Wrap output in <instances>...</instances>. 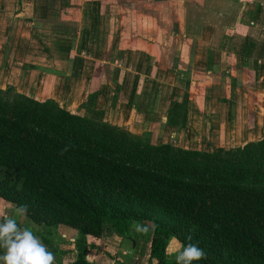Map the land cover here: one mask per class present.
<instances>
[{
	"label": "trees",
	"instance_id": "obj_1",
	"mask_svg": "<svg viewBox=\"0 0 264 264\" xmlns=\"http://www.w3.org/2000/svg\"><path fill=\"white\" fill-rule=\"evenodd\" d=\"M188 97L172 103L168 125L186 126ZM97 114L0 89V200L26 206L48 228L78 230L71 264H96L87 254L107 227L128 238L134 221L147 220L144 264H176L167 251L173 238L203 249L194 264H264V137L187 149L142 139ZM40 236L60 264L63 251Z\"/></svg>",
	"mask_w": 264,
	"mask_h": 264
},
{
	"label": "crops",
	"instance_id": "obj_2",
	"mask_svg": "<svg viewBox=\"0 0 264 264\" xmlns=\"http://www.w3.org/2000/svg\"><path fill=\"white\" fill-rule=\"evenodd\" d=\"M0 2V8L9 5V0ZM16 6L17 40H0V89L16 86L20 94L54 99L81 116L100 111L103 121L139 133L147 122L150 129L160 124L171 131V141L158 144L198 150L226 145H178L172 137L197 120L192 119L195 107L204 112V100L215 91L212 99L221 109L199 116L202 128L245 129V142L231 147L264 137V0H16ZM12 26L1 20L0 35L13 33ZM34 41L43 50L32 55ZM177 78H183L181 85ZM185 93L186 126H170L171 105ZM57 230V238L62 231L72 236L69 250L56 246L64 254L60 264H71L78 230L66 225ZM105 250L107 261L91 258L92 249L87 258L96 264H136Z\"/></svg>",
	"mask_w": 264,
	"mask_h": 264
},
{
	"label": "rangeland",
	"instance_id": "obj_3",
	"mask_svg": "<svg viewBox=\"0 0 264 264\" xmlns=\"http://www.w3.org/2000/svg\"><path fill=\"white\" fill-rule=\"evenodd\" d=\"M0 5H1V2H0ZM17 7L18 6H16V0H9V5H3L2 4V8H0V14L2 15L3 19L0 18V21L2 20V22H4L5 26L8 23L12 22V24L14 25V30H12L13 29V26H12L10 29H11V31H13V33L10 32V34H7V35L2 33V35H0V37H1L0 40H3V41H7V40L11 41L12 39H13V41L17 40L18 34L16 31H18V28H17V26H15L16 22H17V18L13 15V11H15ZM203 19H206V21L209 20L208 17H203ZM19 37L21 39H23L25 43H31L32 44L31 38H28L27 36L22 35V34H19ZM40 47H41V44H39L37 41H34L33 47H31V48H33V50L30 51L31 54L34 51H37L38 49H40L42 51L43 48H40ZM18 54L19 53H14V51H11V56L16 57ZM183 71H187V70L180 71L185 76L186 73H184ZM172 77L176 78L175 74H172ZM177 79L180 80L183 78H180V79L177 78ZM169 81H171V80H169ZM176 82H177V80L173 81V83H176ZM179 84L181 85V80L179 81ZM8 88L9 87H7L6 89H8ZM11 88H12L13 92H18L16 89V86H12ZM176 88L177 87H175L174 90ZM1 89L6 90L3 88H1ZM208 92H210V91L208 90L207 93ZM214 92H212L211 95L207 96L206 100H204L205 101V103L203 104L204 112H202V113L200 112V114H199L200 107H197V106L195 107L197 109V112H192L193 113L192 119H197V120H194V121L191 120V125L187 127V130H181L179 132L180 136L177 134V136L172 137V140H175L177 138V142L175 143V141H172L173 143L178 144V145L180 144V145H189V146H198L201 144L202 147H204V144H205V146L206 147L208 146V148H212V147H215L218 145H226L225 147L228 148V147H231V145H242V143L245 142V140L247 138V136L244 138L245 129L243 131H240L236 125H230V127L228 129H226V132L222 129L211 130V129L202 128L203 123H201V119L207 118L209 116L206 113L207 112L210 113L212 111H214V113H216L221 109L219 106L220 103L216 102L214 100V98L212 99V97H213L212 95H214ZM97 112H99V111L88 112V113H90V115L89 114H87V115L90 117L97 118L98 117ZM199 116H202V117H200L201 118L200 120H199ZM150 124L151 123L147 122L145 127L147 126L148 129L146 128V131L140 130L141 131L140 133L137 132L138 130H132L131 131V129L127 126H124L123 129L128 133H132V134H135L139 137H142V139L143 138L144 139L145 138L151 139L153 142H156V143L162 142L165 140L171 141V138H170L171 131L169 129L164 128V126L161 129V125L157 124L155 127L153 125L154 128L152 127L153 130L150 131L152 129V128L151 129L149 128ZM188 130H190V131L187 132ZM158 131H159V136H157ZM154 134H156V136ZM187 134H190V137H186ZM236 134H238L240 137L235 138L234 135H236ZM219 136H221L220 137L221 139H218ZM259 136H260V134L258 133V138H259ZM252 138H254L253 135H252ZM255 138L258 139L257 135H255ZM15 209H16V206L13 203H9V202L0 200V217H3L5 215H9V216L15 215ZM15 218L19 221L21 226L31 227L32 230L34 231V234L39 236L41 241H42V237L40 235L43 233V234H46L50 239L54 240L55 246L63 247L66 250H69L70 243L68 241H70V237H72V236L70 234H68V231H62L61 233H59L60 236H58V238H57L58 230L56 232V230L53 227L48 228L47 226H45L43 224L35 223L26 214H24L22 216L16 215ZM137 225L143 227L146 230H144V231L137 230ZM152 228H153V222L151 220H147V221H143V222L134 221L131 225V228H130V235L131 236L128 238H125V237H121L118 234H116V232L112 228L107 227L105 230V233L103 235L105 238L104 240H102V239H97L94 241L92 240L94 243L99 245V247H98L99 251H96L95 248H92V252H90V257L91 258L98 257L97 260H99L100 262H102L101 260H103V259H105L107 261V259L105 257L110 256V254L107 253V251L105 249H108L111 254H113L114 256L116 255L117 258L119 256L120 258L124 259L126 262H127V260L134 259L136 264H144L146 259L143 257V252L146 249V245H145L146 240L149 238ZM48 232H50V233L48 234ZM69 233H71V232H69ZM173 239H174L175 244L169 245L168 250H167L168 253L170 254V257L173 256L175 253H171L169 251V249L176 247L177 244H179L181 246V244L179 243V241L177 239H175V238H173ZM133 241L135 242V244L133 243ZM64 242H66V243H64ZM124 252H125V254H124ZM91 255H93V257ZM122 255H124V256H122ZM100 257H102L103 259H100ZM126 257H128V258H126ZM62 259H63L62 261H64V256ZM66 261H67V259H66Z\"/></svg>",
	"mask_w": 264,
	"mask_h": 264
},
{
	"label": "clouds",
	"instance_id": "obj_4",
	"mask_svg": "<svg viewBox=\"0 0 264 264\" xmlns=\"http://www.w3.org/2000/svg\"><path fill=\"white\" fill-rule=\"evenodd\" d=\"M25 213L26 206L20 205L16 207L15 215L0 217V264H52L53 253L31 227L21 226L15 218ZM137 230L146 229L137 225ZM169 251L175 253L176 264H194L205 256L203 249L194 243L177 244Z\"/></svg>",
	"mask_w": 264,
	"mask_h": 264
},
{
	"label": "water",
	"instance_id": "obj_5",
	"mask_svg": "<svg viewBox=\"0 0 264 264\" xmlns=\"http://www.w3.org/2000/svg\"><path fill=\"white\" fill-rule=\"evenodd\" d=\"M133 243L135 244V242L133 241Z\"/></svg>",
	"mask_w": 264,
	"mask_h": 264
}]
</instances>
